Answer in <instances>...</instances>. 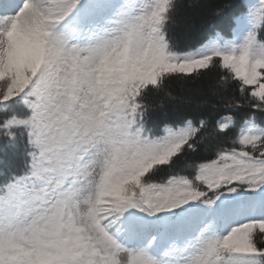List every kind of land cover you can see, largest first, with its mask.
<instances>
[{"label": "snow or ice", "instance_id": "6c2138e0", "mask_svg": "<svg viewBox=\"0 0 264 264\" xmlns=\"http://www.w3.org/2000/svg\"><path fill=\"white\" fill-rule=\"evenodd\" d=\"M204 8L0 0V264H264V0Z\"/></svg>", "mask_w": 264, "mask_h": 264}, {"label": "trees", "instance_id": "16d2710c", "mask_svg": "<svg viewBox=\"0 0 264 264\" xmlns=\"http://www.w3.org/2000/svg\"><path fill=\"white\" fill-rule=\"evenodd\" d=\"M185 4L189 3L190 0H184ZM221 0H202L203 5L205 6L204 9H201V11H206L210 9L212 6H214L217 3H220ZM185 15L190 16H196L198 18V13L193 12L191 9H185L184 10ZM191 35V39L184 41L182 47H189L192 44L196 43L198 40H200L204 32L202 30H199V25L197 24L195 27L188 29ZM166 76L171 75L172 79H170L168 85H167V91L171 93L173 96L176 97H187L191 96L194 93L197 92V90L201 88H206L208 86V82H197L192 83L190 79L188 81L182 80L178 77V74H165ZM159 99L165 100V108L163 110H157L154 113V123L161 124L165 120H172L177 119L182 115H197L198 110L195 108V105L193 104H187L184 102L183 99L177 100V101H170L166 100L163 94L159 97ZM215 115V113L213 114ZM210 153L201 152V154L197 157H192L191 159L197 160V162H201L202 160L209 157ZM178 170L181 171L182 174H187L189 169H186L183 164L178 166ZM252 198L256 199V195L252 194Z\"/></svg>", "mask_w": 264, "mask_h": 264}]
</instances>
